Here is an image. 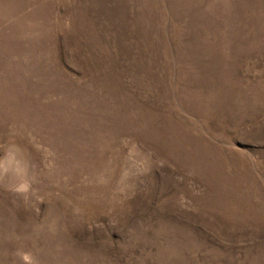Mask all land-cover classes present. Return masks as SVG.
Masks as SVG:
<instances>
[{
  "label": "rangeland",
  "instance_id": "obj_1",
  "mask_svg": "<svg viewBox=\"0 0 264 264\" xmlns=\"http://www.w3.org/2000/svg\"><path fill=\"white\" fill-rule=\"evenodd\" d=\"M0 264H264V0H0Z\"/></svg>",
  "mask_w": 264,
  "mask_h": 264
}]
</instances>
